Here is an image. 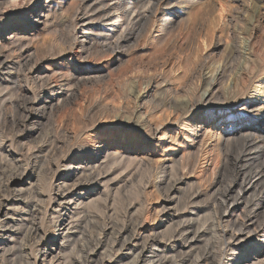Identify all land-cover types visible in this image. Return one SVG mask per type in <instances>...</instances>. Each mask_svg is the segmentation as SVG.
Instances as JSON below:
<instances>
[{
  "label": "rangeland",
  "instance_id": "rangeland-1",
  "mask_svg": "<svg viewBox=\"0 0 264 264\" xmlns=\"http://www.w3.org/2000/svg\"><path fill=\"white\" fill-rule=\"evenodd\" d=\"M77 40H84L83 47ZM2 61L11 73L19 72L1 85L0 139H9L4 153L16 157L43 145L36 185L41 191L50 184L51 197L62 182L70 191L59 208L47 202L46 189L41 191L45 217L36 219L41 244L77 225V248L89 242L91 249L100 234L112 229L103 239L109 247L122 227L136 226L138 239L153 236L167 248L182 244L165 255L168 264L263 260L264 237L254 233L240 253L228 258L229 243L214 217L222 209L224 188L248 159L264 170V134L258 133L264 127V0H0ZM0 73V78L7 75ZM45 75L54 81L55 105L46 110L51 121L23 123V114L36 120L38 113L29 105L24 112L21 104L49 97L42 85ZM69 130L77 132L75 137ZM11 140L14 149L8 147ZM71 165H87L86 173L65 178ZM0 166L3 197L4 181L23 170ZM258 194L245 202L247 212L260 203ZM16 199L12 210L24 214L31 202L26 195ZM57 213L63 215L60 222ZM116 249L98 255L93 264L109 261ZM245 254H250L247 260Z\"/></svg>",
  "mask_w": 264,
  "mask_h": 264
},
{
  "label": "bare ground",
  "instance_id": "bare-ground-1",
  "mask_svg": "<svg viewBox=\"0 0 264 264\" xmlns=\"http://www.w3.org/2000/svg\"><path fill=\"white\" fill-rule=\"evenodd\" d=\"M80 18V17H79ZM77 19V18H76ZM77 39V38H75ZM83 42L84 40H81V41H76L78 47H83ZM85 49V48H84ZM32 57V55H30ZM30 57V58H31ZM33 58V57H32ZM31 58V59H32ZM34 59H32L33 61ZM37 61V60H36ZM118 61V60H116ZM120 62V60H119ZM34 63L37 64V62H35L34 60ZM39 63V62H38ZM17 64V63H16ZM10 66V65H9ZM26 66V65H25ZM34 66V65H33ZM23 67V65H22ZM35 67V66H34ZM15 68V67H14ZM13 69V68H12ZM18 69V68H17ZM0 70H3L5 72H7V75H5V77L3 78H0V93L3 91L1 89V85L8 81L7 79H12L13 78V74L14 73H19V72H10L12 70H10V68L8 67L7 64H4V62L2 61L0 63ZM32 70V69H31ZM23 71V70H22ZM29 71V70H28ZM2 73V72H1ZM0 73V74H1ZM21 73V72H20ZM32 73V71H31ZM5 74V73H4ZM29 74V73H28ZM33 74V73H32ZM54 74V73H52ZM13 75V76H12ZM39 75V74H38ZM62 75V74H61ZM17 76V75H16ZM46 76V75H45ZM50 77H53V79H55L56 77L52 76V75H49ZM56 76V74H55ZM36 78H38L36 76ZM39 78H42V77H39ZM38 78V79H39ZM47 78V76H46ZM45 78V79H46ZM59 78V76H57V79ZM83 78V77H82ZM91 77H89L90 79ZM94 78V77H93ZM15 79V78H14ZM43 80V88L44 90H46L47 92V95L49 96L48 98L47 97H43L40 96L39 98L38 97H35L34 95V98L35 101H37V104H24L23 105V101L21 102L22 106H23V111L25 112L26 110H28L27 106L26 105H29V110L32 109L35 110L38 114V117H36L35 119L36 120H31L30 117H29V114L26 113L23 114L24 115V119L23 120V123L25 122H29L31 121L30 123L32 122H36L37 121V118L38 120L39 119H47V113H46V110L48 109L49 111H51L53 108H54V103H53V99H54V95H55V89L53 87V84H54V81H52L50 78H47L46 80ZM61 79V78H60ZM88 79V78H87ZM13 80V79H12ZM56 80V79H55ZM83 80V79H82ZM81 80V81H82ZM95 80V79H94ZM42 81V80H40ZM86 83H87V80H85ZM89 81V80H88ZM9 82V81H8ZM13 82V81H12ZM57 82V80H56ZM83 82V81H82ZM92 82V81H91ZM96 82V81H95ZM60 83V82H59ZM69 83V82H68ZM85 83V82H84ZM89 83V82H88ZM5 84V83H4ZM3 84V85H4ZM41 84V83H40ZM75 84V83H74ZM15 85V84H14ZM58 85V84H57ZM64 85V84H63ZM78 86V85H77ZM84 86V85H83ZM39 90L42 88L40 85H39ZM75 87V85H74ZM67 88V87H65ZM61 90V89H60ZM78 90V87L77 89ZM7 92V91H5ZM4 92V93H5ZM22 92L25 93V91L22 90ZM59 92V91H58ZM9 93V92H7ZM12 93V92H11ZM74 93V92H73ZM79 93V92H78ZM77 93V94H78ZM22 94V93H21ZM60 94V93H59ZM67 95L66 96H69L68 95V92L66 93ZM7 95V94H6ZM57 95V94H56ZM73 96H75L74 94H71ZM144 95V94H143ZM12 96V95H11ZM10 96V98H11ZM79 96H81V94H79ZM27 97V96H26ZM8 98H9V95H8ZM7 98V99H8ZM28 98V97H27ZM25 99V100H28V99ZM71 98V97H70ZM73 98V97H72ZM30 99V98H29ZM64 99V98H63ZM66 99V97H65ZM86 99V98H85ZM3 100V99H2ZM15 100V99H14ZM17 100V99H16ZM15 100V101H16ZM68 100V99H67ZM72 100V99H71ZM76 100V99H74ZM73 100V102H75ZM9 102V100H7ZM29 101V100H28ZM27 101V102H28ZM31 101V100H30ZM80 101V100H79ZM89 101V100H88ZM87 101V102H88ZM1 102H4L1 101ZM26 102V101H25ZM59 102V101H58ZM5 103V102H4ZM3 103V104H4ZM7 103V102H6ZM10 103V102H9ZM13 103V102H12ZM31 103V102H30ZM61 103V102H60ZM63 103V102H62ZM66 103V101H65ZM77 103V101H76ZM84 104V102H82ZM16 104L17 101H16ZM79 104V103H78ZM82 104V105H83ZM11 105V103H10ZM20 105V104H18ZM17 107L19 108L20 106ZM86 105V104H85ZM2 106V105H1ZM0 106V107H1ZM5 106V105H4ZM13 106V104H12ZM65 106V105H64ZM62 106V108L64 107ZM73 106V105H72ZM3 107V106H2ZM7 107V106H6ZM78 107V106H77ZM77 107H74V108H77ZM27 108V109H26ZM81 108L83 109V106H81ZM1 109V108H0ZM3 109V108H2ZM6 110V109H5ZM17 110V109H16ZM28 110V111H29ZM60 110V109H59ZM79 110V109H78ZM31 111V110H30ZM80 111V110H79ZM2 112V111H1ZM78 112V111H76ZM33 113V112H32ZM50 113V112H49ZM55 113V112H54ZM81 113V111H80ZM83 113V112H82ZM3 114V113H2ZM5 114V113H4ZM51 114V113H50ZM53 114V113H52ZM59 114V113H58ZM1 115V114H0ZM7 115V113H6ZM33 115V114H32ZM56 115V114H55ZM82 115V114H81ZM80 115V116H81ZM85 115V114H84ZM4 116V115H3ZM2 116V117H3ZM22 116V114H21ZM23 117V116H22ZM51 117V115H50ZM10 118V117H9ZM57 118V116H56ZM83 118V117H80V119ZM21 119V118H20ZM12 120V119H11ZM47 120H50V119H47ZM85 119L83 118V121ZM3 121V120H2ZM1 121V122H2ZM51 121V120H50ZM54 120H52V123L53 125ZM62 121V119H61ZM82 121V119H81ZM102 121V120H101ZM4 122V121H3ZM48 122V121H47ZM60 122V121H59ZM57 121V123H59ZM77 122H79L77 120ZM107 122V121H106ZM112 122V121H111ZM56 123V126L58 125ZM81 123V122H80ZM83 123V122H82ZM81 123V124H82ZM4 124V123H3ZM6 124V123H5ZM21 124V123H19ZM79 124V125H81ZM86 124V123H85ZM37 125V124H36ZM52 125V124H51ZM52 125V126H53ZM76 125H78L76 123ZM84 125V124H83ZM81 125V127L83 126ZM55 126V127H56ZM59 126V125H58ZM61 126V125H60ZM74 126V125H73ZM88 126H90L88 124ZM1 127V126H0ZM51 127V126H49ZM84 127V126H83ZM86 127V125H85ZM59 128V127H58ZM61 128V127H60ZM80 128V127H79ZM87 128V127H86ZM1 129V128H0ZM74 130V128H72ZM71 129V130H72ZM38 130V129H37ZM49 130V128H48ZM52 130V129H51ZM83 130V129H82ZM81 130V131H82ZM85 130V128H84ZM83 130V131H84ZM87 130V129H86ZM35 131V130H33ZM54 129L52 130V133H55L57 131V128L55 129V132H53ZM59 131V130H58ZM75 131H78L79 133V130L76 129L75 127ZM75 131H72L73 132V135L75 137ZM82 131V132H83ZM258 131V130H257ZM2 132V131H0ZM65 132V130H64ZM67 132H70L72 133L70 130L67 131ZM75 132V133H74ZM49 133V132H48ZM51 133L50 135V138L51 136L53 135ZM258 133L260 134H264V127L258 131ZM3 134V132H2ZM39 134V132H38ZM42 134V133H40ZM45 133H43L44 135ZM69 134V133H68ZM42 135V136H43ZM46 135V134H45ZM79 135V134H77ZM2 137L4 135H1ZM38 136V135H36ZM48 136V135H47ZM55 136V134H54ZM52 136V138L54 137ZM65 136V135H64ZM41 137V136H40ZM66 137V136H65ZM73 137V136H72ZM73 137V138H74ZM3 138H6L5 136ZM42 138V137H41ZM62 138V136H61ZM64 138V137H63ZM69 138V137H68ZM71 138V137H70ZM46 139V138H45ZM44 139V141H45ZM9 140V139H4V140H1L0 139V165L1 164H4L5 166H8L10 165L11 167H13L12 169H17V170H23L21 173H19V175H14V176H10V178L6 179V181H4V185H3V191L5 194V196H1L0 197V264H63V263H66V264H93L94 263V258L97 257L98 255H101L102 254V258L105 254H107V252L109 251L110 254H111V251H113V249H115V247L117 248L116 249V254L113 255L114 257L109 258V261H104L103 259L101 260L100 258V263L101 264H168L166 258H165V255L166 254H171L169 253L170 251L171 252H174L175 250H178V249H182L183 246L181 245H174L170 248H167L166 246H162L160 245L161 243L157 242L155 239L156 238H150V237H147L145 239H138L139 235L137 234V232H135V230L133 231V229H136L133 225L132 229H130L129 227H122L121 231L119 232V235L117 237V239L112 243V245H109L108 246H105V244L107 243V241H105L104 243V240L108 234L109 236V233L111 234V232L113 231L111 229L110 231V228L107 232L109 233H102L99 235V238L97 237V240H96V245H94L93 247H91V249L88 248V245H89V242H88V245H82L80 246L79 248H77L76 245H78V243L76 244L75 241L77 242L76 240V235L79 233V228L77 227H73V228H69V229H66L67 232L69 230H74L73 232L75 233L74 235H69L68 233L70 232H66V233H62V234H59L58 235V238L57 240H54V241H51L49 243H45V244H41V241H42V238H41V226L39 224V222H41L42 220V217H45L43 216L42 212L41 211V207L40 205L42 204L43 202V193L41 191L45 190L46 188H48V186L50 184H48V186L45 184L44 186H47L45 189H41V187L39 188L38 185H36V182L38 181V174L37 170L35 171V164L37 162V160L39 158H41V153L44 151V147L43 145H39V146H36V147H33L32 149L29 148L30 150L27 151V153H25V151H20L19 152V155H17L16 157L14 156H11V155H7L5 154L3 151L4 147H6L5 145L7 144L6 141ZM52 140V139H51ZM66 140V138H65ZM68 140V139H67ZM226 140V139H225ZM250 140V139H249ZM252 140H254L252 138ZM53 141V140H52ZM224 141V140H223ZM12 140L9 142V145L8 147L12 148L14 146V148H16L15 145H13L12 143ZM57 142V141H56ZM64 142V140H63ZM253 142V141H251ZM256 143V141H254ZM251 143L250 145H253L254 144ZM40 143V142H39ZM47 143V141H46ZM45 143V144H46ZM223 143H226V142H223ZM228 143V142H227ZM246 143V142H245ZM41 144V143H40ZM54 144V143H53ZM56 144V143H55ZM247 145V144H246ZM20 146V145H18ZM50 146L51 144L49 143V150L50 151ZM56 146V145H55ZM66 146V145H65ZM250 147V146H249ZM8 148V149H9ZM10 148V149H11ZM12 148V149H14ZM55 149V147H54ZM59 149V148H58ZM254 149V148H252ZM16 150V149H15ZM18 151L20 149H17ZM22 150V148H21ZM57 150V148H56ZM263 150V149H262ZM55 151V150H54ZM91 151V150H90ZM94 151V150H93ZM250 151V150H248ZM8 152V151H7ZM28 152L30 153L28 155ZM53 152V151H52ZM92 152V151H91ZM264 152V151H263ZM261 152V153H263ZM44 153V152H43ZM48 153V152H47ZM45 154V153H44ZM111 154V153H110ZM105 155V154H104ZM244 155V154H243ZM107 156V155H106ZM238 156V155H237ZM241 156V155H240ZM105 157V156H104ZM108 157V156H107ZM106 157V158H107ZM111 158V157H110ZM96 160V157H94L91 161V163L95 162ZM112 160V159H111ZM243 160V159H242ZM250 160L249 163H247L245 166L243 165V169L236 173V178L234 180V182L232 184H230L229 186L227 185L226 188H224L223 190V193L221 194V197H222V200L221 201V211H219V213H216L215 214V219L217 220V224L223 228V233L225 235V237L227 238V241L229 243V253L228 254V258L229 257H233L234 254H238L240 253V251L243 249V247L245 246V243L247 241V238L248 236L252 235V233L256 234V236H261V237H264V187L262 186V180L264 178V170L261 166H255V160L254 159H248ZM40 161V160H39ZM103 161V159H102ZM109 161V159H108ZM236 161V160H235ZM245 161V160H244ZM99 163V162H98ZM59 166V164H56ZM105 165V164H104ZM108 165V164H107ZM55 166V165H53ZM66 166V165H65ZM87 166V165H86ZM86 166H83L82 165H78V166H68L67 168V173H68V176H67V173L64 174V177L65 178H71L73 176H78L80 174H83V173H86L84 172V170L87 168ZM96 166V165H95ZM93 166V168L95 167ZM103 166V165H102ZM4 167V166H3ZM264 167V166H263ZM2 168V166H0V169ZM39 168V167H37ZM48 168V167H46ZM57 168V167H56ZM40 170V169H38ZM44 169H42L43 171ZM52 170V169H51ZM56 170V169H55ZM61 170V169H60ZM89 170V169H88ZM91 170V169H90ZM7 171V170H6ZM49 171V169H48ZM47 171V172H48ZM59 171V170H57ZM65 171V170H64ZM2 172V170H1ZM41 172V171H40ZM56 172V171H55ZM54 172V173H55ZM89 172V171H88ZM50 173H53L52 171ZM53 173V174H54ZM59 173V172H58ZM91 173V171H90ZM12 174V173H11ZM10 174V175H11ZM46 174V172H45ZM89 174V173H88ZM47 175V174H46ZM52 175V174H50ZM95 175V174H94ZM101 175V174H100ZM99 175V176H100ZM82 176V175H81ZM86 176V175H85ZM98 175L96 174V177ZM49 177V176H48ZM77 177V178H78ZM52 178V176H51ZM65 178H63V181L65 180ZM84 178V177H83ZM82 178V179H83ZM86 178V177H85ZM91 178V176H90ZM95 178V177H94ZM53 179V178H52ZM51 179V180H52ZM89 179V178H88ZM87 179V180H88ZM25 180H29V183L27 184V188H25L24 186L26 185L25 184ZM76 180V179H75ZM78 182V180H76ZM95 181V179H94ZM53 182V181H52ZM82 182V181H81ZM38 183V182H37ZM74 183V182H73ZM85 183V182H84ZM88 183V182H87ZM89 183H90V180H89ZM25 184V185H24ZM39 184V183H38ZM72 184V183H70ZM83 184V183H82ZM76 185V183H75ZM74 186V185H73ZM72 186V187H73ZM75 187V186H74ZM39 188V190H38ZM56 188V187H55ZM86 188V187H85ZM172 188V187H171ZM2 189V188H1ZM49 189V188H48ZM170 189V188H169ZM2 191V192H3ZM49 190L46 189V196L49 195L50 199L48 198L47 199V202L48 200H52L55 201L58 206V208L60 206H62L61 204V201L64 199V196H65V193L67 191H69L68 187H67V184L65 182H62L60 185H57V190L53 193L54 195H52L51 197V192L49 194H47ZM52 191V190H51ZM73 191V190H72ZM171 191V190H170ZM44 192V191H43ZM70 192V191H69ZM68 192V193H69ZM3 193V194H4ZM67 193V194H68ZM257 193L261 194V201L260 203L258 204H253L254 207H253V211L251 213L247 212L246 210V206H245V202H247L251 197H254ZM2 194V193H1ZM254 194V195H253ZM258 194V195H259ZM23 195H26V199L29 200V202H31V204L29 205H25L24 207V214L21 213V214H17V211H13V206L15 205L16 201H17V197H22ZM48 197V196H47ZM46 197V198H47ZM250 197V198H249ZM10 198L12 200H10ZM257 198V197H256ZM24 199V197H23ZM25 200V199H24ZM21 201V200H20ZM259 201V200H258ZM23 202V200H22ZM28 202V201H27ZM46 202V203H47ZM49 203V202H48ZM78 203V202H77ZM94 203V202H93ZM44 204H45V199H44ZM23 205V204H22ZM47 205V204H46ZM214 205V204H213ZM49 206V205H48ZM48 206L46 208H48ZM18 207V206H17ZM220 207V208H221ZM219 208V207H218ZM251 208V207H250ZM13 209V210H12ZM43 209V208H42ZM239 209H241L239 211ZM262 209H263V213H262ZM62 210H60L61 212ZM239 211V214H236V212ZM46 214V212H44ZM44 214V215H45ZM262 214V215H261ZM57 215H59V218H58V222L62 221L63 219V215H61V213H57ZM261 215V217H263L262 219V224H257V218H259ZM33 216V217H32ZM31 217V218H35L33 221H29L28 218ZM64 217H66V215H64ZM36 219L39 221L36 222ZM44 219V218H43ZM65 222H66V218H64ZM189 221V220H188ZM187 221V222H188ZM259 221V220H258ZM43 222V220H42ZM185 223V222H184ZM261 223V222H260ZM68 224V223H67ZM188 224H191L190 222H188ZM64 226L63 225V222H61L60 226ZM70 225V223H69ZM185 225V224H183ZM72 226V225H71ZM70 226V227H71ZM74 226V225H73ZM126 226V225H125ZM189 226V225H188ZM191 226V225H190ZM193 226V225H192ZM191 226V227H192ZM217 226V225H216ZM56 227H59L58 225H56ZM66 227V226H65ZM69 227V226H68ZM67 227V228H68ZM141 227V226H140ZM139 227V228H140ZM178 227V226H177ZM121 228V227H120ZM220 228V229H221ZM115 229V228H114ZM187 229V228H186ZM63 230V229H62ZM65 230V231H66ZM188 230V229H187ZM178 231V230H177ZM185 231V230H184ZM190 231V230H188ZM187 231V232H188ZM182 232V231H180ZM186 232V233H187ZM193 232V231H192ZM118 233V232H117ZM151 233V232H150ZM149 233V234H150ZM172 234V233H171ZM185 234V233H183ZM253 234V235H254ZM152 235V234H151ZM178 235V234H177ZM188 235V234H186ZM145 236V235H144ZM143 236V237H144ZM181 236V234H180ZM43 237V236H42ZM56 237V235H53L52 238L54 239ZM156 237V236H155ZM186 237V236H185ZM192 237V236H191ZM256 238V237H255ZM108 239V237H107ZM180 239V238H179ZM194 238H191L189 241H184V244L185 247H186V244L190 243ZM258 239V238H257ZM109 240V239H108ZM140 240V241H139ZM171 240V239H170ZM226 241V242H227ZM168 242V241H167ZM176 243V242H175ZM225 243V242H224ZM264 243V242H263ZM59 244V250L58 252H55V246H57ZM76 244V245H75ZM110 244V243H109ZM227 244V243H226ZM108 245V244H106ZM79 246V245H78ZM109 248L107 251L106 249ZM184 248V247H183ZM170 250V251H169ZM245 252H247V249L245 250ZM78 253V254H77ZM115 253V252H114ZM77 254V255H76ZM173 255V254H172ZM43 258H42V257ZM106 256V255H105ZM112 256V255H111ZM110 256V257H111ZM171 256V255H170ZM174 256V255H173ZM250 254H245V255H242V257L244 258V260H247L249 258ZM42 258V260L39 262L38 259L39 258ZM100 257V256H98ZM107 258V259H108ZM206 258V257H205ZM227 258V256L225 257V259ZM98 259V258H96ZM106 259V260H107ZM210 259V258H209ZM208 259V260H209ZM173 260V259H172ZM199 260V259H198ZM177 261V260H176ZM213 262V261H212ZM259 262V261H258ZM236 264V263H234ZM257 264H264V258L263 260L261 259V262L260 263H257Z\"/></svg>",
  "mask_w": 264,
  "mask_h": 264
}]
</instances>
